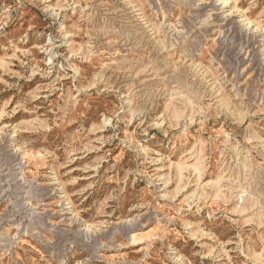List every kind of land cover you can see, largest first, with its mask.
Returning <instances> with one entry per match:
<instances>
[{"label": "rangeland", "instance_id": "374dc122", "mask_svg": "<svg viewBox=\"0 0 264 264\" xmlns=\"http://www.w3.org/2000/svg\"><path fill=\"white\" fill-rule=\"evenodd\" d=\"M0 264H264V0H0Z\"/></svg>", "mask_w": 264, "mask_h": 264}]
</instances>
